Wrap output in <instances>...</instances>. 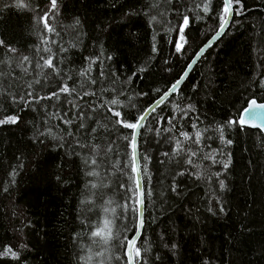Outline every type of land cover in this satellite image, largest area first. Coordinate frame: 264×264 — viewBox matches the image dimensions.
<instances>
[{
	"label": "trees",
	"instance_id": "obj_1",
	"mask_svg": "<svg viewBox=\"0 0 264 264\" xmlns=\"http://www.w3.org/2000/svg\"><path fill=\"white\" fill-rule=\"evenodd\" d=\"M9 2L0 0V38L6 45L35 56V48L44 47L42 37L50 34L37 30L34 14L4 7ZM153 2L156 0H59V15L51 23L61 35L55 36L57 43L50 42V46L54 52L61 43L69 48V52L62 55L75 62L76 68L85 57L103 53L106 70L116 75L112 77L113 83L105 78L107 91L98 92V95L107 98L116 94L114 89L124 88L119 99L125 104H135L137 109L144 108L161 95L153 91L155 88L166 90L167 85L179 77L195 51L214 34L218 23L209 16L192 24L186 32L187 55L174 54L168 43L169 33H154L143 14L125 15L133 9L143 13L148 10L145 3ZM33 3L40 5L43 0H33ZM186 3L188 0H181L179 6L184 7ZM245 4L246 15L234 17L235 23L206 52L182 85L184 96L196 107V112L189 115L199 117L196 123L200 129H206L204 135L208 139L205 142L212 148L221 146L215 129L224 120L251 97L264 102V90L256 87L260 76H264V67L257 66L264 65L261 59L264 57V0H245ZM217 6L218 0H214L213 8ZM199 15L204 14L200 12ZM167 18L174 19V14L170 13ZM154 27L164 28L163 18L158 17ZM153 44L156 53L152 52ZM3 51L0 48V52ZM108 56L112 58L109 60ZM143 66L146 70L140 72ZM61 68L66 65L62 64ZM164 68L172 71L166 72ZM133 72L137 75L128 81ZM29 73L26 80L35 75L31 68ZM17 74L23 75L20 69ZM37 78L45 85L41 95L58 86L55 82L59 77L54 74L47 81L43 76ZM74 79L79 88L80 78L74 76ZM142 92L148 95H137ZM72 99L84 106L87 117L83 121L74 120L71 126L51 115L58 111L63 114L65 110L69 117L74 114L75 109L64 103L63 96L59 101H41L44 107L22 105L23 111L16 105L0 107L3 116L16 114L20 117L15 125L0 126V188L8 189L7 192L0 190V246H15L24 239L28 247L17 249L22 257H27L23 264H83L81 258L91 241L81 217L88 216L95 223L104 215L105 206L115 207L116 216L121 211L118 205L123 203L124 189L120 185L127 179L120 171L125 161V142L116 139L107 163L100 170L105 186L98 192L89 191L88 182L94 178L83 174L80 158L67 150V141L73 139L67 133L72 131L75 137L87 134L86 129L77 128L80 123L86 128L92 126L98 113L91 112L85 101L96 98ZM187 102L183 97L176 98L177 104ZM137 109L124 111L135 113ZM176 111L179 113V109ZM172 112V105L166 103L153 113L148 125L160 127L156 121L160 116L167 118ZM101 123H104L102 119ZM179 123L184 126L179 130L192 131L189 120ZM50 126H55L52 136L64 137V148L56 147L61 143L59 139L38 136V130L46 131ZM97 131L107 138H117L120 132L130 130L98 128ZM177 134L178 131L168 133L162 129L161 135L156 136L155 132L147 131V126L141 129V151L146 149L150 160L147 161V175L142 177L146 208L138 246L142 247L148 264H264V135L251 129H225V135L233 141L225 149L231 153V165L220 177L225 179L227 187L218 191L215 176L211 174L223 171L222 165L213 166L211 161L196 158L198 166L193 167L183 153L163 155L173 146L165 137ZM190 144L191 141L186 142L185 148ZM208 150L202 148L201 155ZM21 162L22 170L18 167ZM14 167L19 174L10 177L9 172ZM180 172L184 174L179 175ZM196 173L200 174L199 179ZM94 182L99 185L100 178ZM173 185L177 187L176 192L171 191ZM148 190L152 196H147ZM86 197L93 203H80ZM109 200L113 202L111 205L105 203ZM221 206L225 209L223 212ZM115 223L123 225L128 221L117 219ZM120 232L130 234L124 233L123 227ZM169 241L177 247L172 249L170 244L165 247ZM108 255H122V252L112 248ZM0 264H21V261L0 258ZM107 264H123V261L111 259Z\"/></svg>",
	"mask_w": 264,
	"mask_h": 264
},
{
	"label": "snow or ice",
	"instance_id": "obj_2",
	"mask_svg": "<svg viewBox=\"0 0 264 264\" xmlns=\"http://www.w3.org/2000/svg\"><path fill=\"white\" fill-rule=\"evenodd\" d=\"M213 2L214 0H188V3L184 7H180L181 0H175V4L173 0H156L153 3H145V8L148 10L143 13L137 12L135 9L132 12L125 13V15L143 14L154 33L163 31L170 34L168 43L172 47L174 54L184 55H187L185 47L188 44L186 32L192 24L204 20L209 16L218 21L214 34L208 39L206 44L195 51L179 77L170 82L166 90H162L159 87L155 88L153 91L160 92L161 95L152 100L146 107L139 109H137L135 104H125L119 99L125 92L124 88L114 89L116 94L107 98L102 99L98 95V92L107 91V85L104 84L105 78L109 80V83H113L112 77L116 75L106 70L104 59L102 58L104 57L103 53L85 57L84 61L80 63L79 68H76L74 67L75 62H70L68 56L62 55L69 52V48L65 47L63 43L59 45L55 52L53 51L50 42L51 44H56L57 41L54 37L61 35L56 25L51 23L59 15V0H43V3L40 5L34 4L33 0H10L9 3L4 5L6 8L34 14L33 19L37 30L50 35L42 37L41 44L44 47L37 46L35 48V56L26 54L11 45H6L4 40L0 38V48L4 49L3 52H0V107L7 108L11 105H16L19 111H23L22 105L31 106L39 104L41 107H44L40 103L41 101H59L60 97L63 96L65 97L64 103L71 105L75 109L74 114L69 117L68 111L65 110L63 114L58 111L51 115L59 120L60 123L71 126L74 120L83 121L87 117V114L84 112V106L77 104L72 99L73 97L84 100L85 97L92 96L96 100H99V103H96V100L85 101V105L89 106L91 112L98 113L91 127L86 128L84 123L78 125L77 130L86 129L87 134L84 135L82 133L81 137H75L72 131H68L67 133V136L73 137V139L67 141V150L71 155L80 158L83 174L94 178L88 182L89 191L97 190L98 192L100 187L105 186L100 170L107 163L109 153L113 151V144H115L116 139H122L125 142V161L120 171L127 179L120 185L124 189L123 203L118 205L121 209L120 214L119 216L115 215V207L105 206L103 208L104 215L102 218H98L95 223L88 216L81 217V224L88 229L86 235L91 241V245L85 250V255L81 258L83 264H93V262L95 264H107L111 259L122 260L123 264H148L142 247L138 246L141 243V236L143 235L145 223L143 213L146 208V189L142 177L147 175V161L150 160L147 150H143V153L141 151L143 143L141 129H145L147 126V131L155 132L156 136L161 135L162 129L168 133L178 131L176 137H165V139H170L173 144L170 152L165 151L163 153L165 157L179 156L183 153L187 163L193 167L198 166L196 158L211 161L213 166L222 165L223 171L217 170L211 174L215 176L218 191L226 189L225 179H221L220 177L231 165V153L225 152V149L230 147L233 141L229 136L225 135V129L242 131L250 128L264 133V102H258L255 97L249 98L244 105L215 129L218 132L216 139L221 145L218 148H212L205 142L208 139L204 135L206 129H200L196 123L199 117H190L189 115V113L196 112V107L190 102L188 97L184 96L181 86L198 64L206 49L212 47L229 30L230 26L235 23L234 17H243L248 11L245 0H218V6L215 9L213 8ZM115 6L114 2L113 7ZM200 12L204 15H199ZM170 13L174 14V19L169 20L167 18ZM187 13H192V15L190 16ZM158 17L163 18L164 28L162 29L154 27V24L158 23ZM171 34H174V37ZM152 52H157L155 44L152 46ZM41 53H47V55H42ZM111 58V56L107 57L109 60ZM261 59H264V57H261ZM164 63L168 64V60H165ZM62 64L66 65V68L62 69ZM257 66L264 67V65ZM30 68L35 75L31 80H26L25 77L30 75ZM17 69H20L23 75L17 74ZM145 70L146 66L139 69L140 72ZM163 70L166 72L172 71L171 68H164ZM93 72H95V75H93ZM53 74L59 77V80L55 82L58 86L41 95L40 93L43 91L45 85L41 84L40 79L37 77L43 76L47 81ZM136 75L137 73L133 72L127 78L128 81ZM74 76L80 78L79 88ZM35 85H40V87H34ZM195 87L196 85L194 84L193 89ZM256 87L264 90V76H260ZM137 95L142 97L147 96L148 93L142 92L137 93ZM177 97H183L184 100L189 102L185 105L177 104ZM166 103L172 105V114L167 118L160 116L159 120L156 121L160 127L153 128L148 125L149 118L153 117V113H156L157 109ZM128 108L137 110L135 113L124 111V109ZM101 109L103 110L102 112L100 111ZM176 109H179V113H177ZM0 116H3V113H0ZM101 119L104 123H101ZM185 119L190 121L192 131L179 130L184 127L179 122ZM19 121L20 117L16 114L3 116V118H0V126L6 124L15 125ZM54 127L50 126L46 131L38 130V136H51L53 140L59 139L61 143L56 145V147L64 148V137L52 136ZM98 128H119L130 131L120 132L117 138H107L97 131ZM188 141H191V144L185 148L184 145ZM39 142L43 143L44 141L40 140ZM202 148L209 150L201 155ZM83 149H86V151L81 152L80 150ZM142 160L144 163H142ZM18 167L22 170L24 167L23 163L21 162ZM18 174L15 167L9 172L10 177H15ZM183 174V172L179 173V175ZM195 175L197 179L200 178L199 173ZM96 178H100L99 185L94 182ZM12 183H15L14 179ZM0 190L4 192L8 191L6 187H2ZM171 191L176 192L177 187L173 185ZM92 194L95 195L96 193ZM147 196H152L150 190L147 191ZM80 203L91 204L93 201L86 197ZM105 203L111 205L113 202L109 200ZM224 210L221 206L220 211L223 212ZM117 219L127 220L128 223L117 225L115 223ZM121 227H123L124 233L130 234H121ZM76 238L74 236V240ZM169 244L172 249L177 247V245L170 241L165 244V247H168ZM27 247L28 245L24 242V239H21L15 246H0V258L19 260L23 264V260H26L27 257H22L17 249ZM112 248L120 249L122 255H108L109 250Z\"/></svg>",
	"mask_w": 264,
	"mask_h": 264
},
{
	"label": "water",
	"instance_id": "obj_3",
	"mask_svg": "<svg viewBox=\"0 0 264 264\" xmlns=\"http://www.w3.org/2000/svg\"><path fill=\"white\" fill-rule=\"evenodd\" d=\"M224 34H225V33H224ZM224 34H223V35H224ZM223 35H222V36H223ZM222 36H221V37H222ZM221 37H220V38H219V39L213 44V46H214V45H215V44L221 39ZM207 41H208V40H207ZM207 41H206V42H207ZM205 44H206V43H205ZM203 45H204V44H203ZM213 46H212V47H213ZM212 47L207 48L206 51H205V52L203 53V55L201 56V58H202V57L206 54V52H207L210 48H212ZM200 60H201V59H200ZM200 60H199V61H200ZM191 72H192V71H191ZM190 74H191V73H190ZM190 74H189V75H190ZM186 80H187V79H186ZM186 80H185V81H186ZM185 81H184V82H185ZM183 84H184V83H183ZM181 87H182V86H181ZM249 129H250V128H249ZM251 130H257V129H251ZM257 131H259V130H257ZM262 134L264 135V133H262ZM143 218H144V213H143Z\"/></svg>",
	"mask_w": 264,
	"mask_h": 264
}]
</instances>
